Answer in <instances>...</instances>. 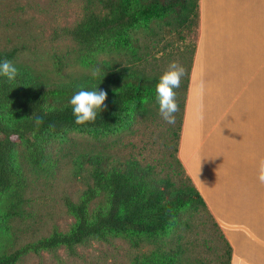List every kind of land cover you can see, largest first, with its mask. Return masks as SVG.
I'll list each match as a JSON object with an SVG mask.
<instances>
[{
	"label": "trees",
	"instance_id": "trees-1",
	"mask_svg": "<svg viewBox=\"0 0 264 264\" xmlns=\"http://www.w3.org/2000/svg\"><path fill=\"white\" fill-rule=\"evenodd\" d=\"M83 1L81 20L59 28L54 36L77 46L74 63L79 72H70L68 67L75 66L64 57H56L51 79L19 63L18 50H0V61H12L20 72L13 82L0 76V227L4 225L0 264H17L29 251L64 246L74 253L77 246L92 240L120 236L136 249L151 246L134 257V264H207L187 255V237L185 229L181 230L190 227L185 213L202 217L200 227L210 226L209 240L200 234L195 238L215 242L213 247L203 243L215 251V264H231L233 246L179 158L199 36L200 0ZM163 28L171 36L180 33V39L170 41L174 43L186 40L184 32L194 33L188 53L172 56V62H179L187 74L176 90L180 106L176 122L169 124L168 139L163 138L160 144L169 157L171 175L162 178L153 164L137 158L119 159L106 151L86 150L75 161L85 177L86 189L78 201L65 200L75 219L70 231L55 232L26 245L16 243L13 222L24 213L31 177L55 163L48 151L51 138L69 132L115 134L141 118L146 120L153 108H159L156 85L164 72L157 68L165 63V56L152 49L158 48L156 37ZM81 86L107 92L106 109L94 125L74 122L69 100ZM34 114L43 118L41 125L35 124ZM99 198L103 208L93 215L90 207Z\"/></svg>",
	"mask_w": 264,
	"mask_h": 264
},
{
	"label": "crops",
	"instance_id": "crops-1",
	"mask_svg": "<svg viewBox=\"0 0 264 264\" xmlns=\"http://www.w3.org/2000/svg\"><path fill=\"white\" fill-rule=\"evenodd\" d=\"M199 13L179 158L231 264H264V0H200Z\"/></svg>",
	"mask_w": 264,
	"mask_h": 264
},
{
	"label": "rangeland",
	"instance_id": "rangeland-1",
	"mask_svg": "<svg viewBox=\"0 0 264 264\" xmlns=\"http://www.w3.org/2000/svg\"><path fill=\"white\" fill-rule=\"evenodd\" d=\"M83 5V0H0V50H18L19 63L31 66L51 79L54 77L56 57H64L65 61L75 66L68 67L70 72H79V66L74 63L77 46L69 39H56L54 36L59 28L74 26L81 20ZM184 35L186 40L174 43L170 41L180 39V33L171 36L164 28L159 31L156 38L160 43L152 51L158 50V56L164 55L165 63L157 70L167 71L172 56L179 58L181 52L188 53L194 33L184 32ZM153 109L154 112L148 114L146 120L142 121L141 118L115 134L69 132L63 137L51 138L48 151L55 163L50 169L47 167L31 177L33 182L27 192L28 202L24 204V213L13 222L16 243L26 245L49 238L55 232L70 231L75 219L68 213L65 200L71 198L78 201L86 189L85 177L75 163L86 150L106 151L119 159L137 158L153 164L160 177L171 175L169 157L160 145L164 142L163 138L168 139L166 134L169 124L160 116L159 108ZM100 200L90 207L91 214L103 208ZM184 215L186 225L190 226L188 230L181 228L185 229L183 234L187 237L185 242L188 245H184L188 248L187 255L193 261L203 260L207 264H215V251L203 244L209 240L210 226L200 227L202 217L195 218L190 213ZM201 229L207 231L202 233ZM195 234H200L199 237L205 240L196 239ZM3 244L8 246L5 240ZM206 244L213 247L215 242ZM150 248L145 245L136 249L125 236L110 237L77 246L74 253L64 246L53 251H29L17 264H134V257Z\"/></svg>",
	"mask_w": 264,
	"mask_h": 264
},
{
	"label": "clouds",
	"instance_id": "clouds-1",
	"mask_svg": "<svg viewBox=\"0 0 264 264\" xmlns=\"http://www.w3.org/2000/svg\"><path fill=\"white\" fill-rule=\"evenodd\" d=\"M186 74V69L179 62L173 61L169 64L167 71L160 77L156 85L159 114L170 125L175 124L176 114L180 111L176 90L181 87L182 79ZM19 75V69L12 61L7 59L0 61V76L5 77L8 82L15 81ZM93 75L95 76L96 73H93ZM199 87L203 90V80H201ZM106 100V91L99 88L88 90L81 86L69 100L75 124L94 125L98 116L101 117L102 111L106 109ZM31 117H34V122L37 126L43 123L42 117L35 114ZM257 178L260 183L264 184V161H261L259 165Z\"/></svg>",
	"mask_w": 264,
	"mask_h": 264
}]
</instances>
